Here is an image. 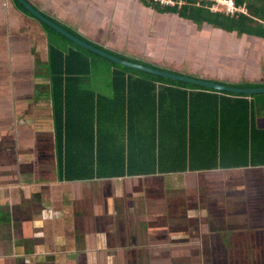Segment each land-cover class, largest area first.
Wrapping results in <instances>:
<instances>
[{"label": "crops", "instance_id": "crops-1", "mask_svg": "<svg viewBox=\"0 0 264 264\" xmlns=\"http://www.w3.org/2000/svg\"><path fill=\"white\" fill-rule=\"evenodd\" d=\"M27 1L45 17L67 26L99 48L173 70L177 61L184 62L182 72L231 86L264 83V69L250 68L255 62L251 64L245 59V51L250 52L244 50L246 35L240 40L237 34L219 32L210 38L208 28L198 32L190 20L178 22L172 16H160L143 0ZM9 16H12L10 22ZM32 16L25 14L15 0H8L6 5L0 2V23L3 22L0 25V264H129L124 251L131 244L123 231L115 242L112 228L102 224L98 230L84 229V221L79 222V219L89 211L94 197H98L95 191H99L101 202L106 203L104 210L111 215L114 208L112 197L122 195L123 183L133 177L63 181L58 178L59 162L55 171H48L45 175L38 174L35 165L30 166L28 156L34 155L30 150L40 140L44 143L43 135L55 137L57 152L54 102L48 74L50 39L42 21ZM8 28L12 31L10 35ZM14 30L19 31L12 34ZM247 36L255 43L264 42L262 38ZM211 51V58L216 61L208 58ZM258 51L260 57H264V45L261 44ZM245 64L246 68L239 66ZM261 65L264 68V63ZM213 66L215 71L211 70ZM28 117L34 118L32 124L23 121ZM261 120L264 124V118ZM8 141L12 150L4 147ZM18 163L25 166L24 170L16 168ZM51 172L55 173L48 177ZM181 174L186 186L195 187L207 185L209 179L226 176L236 184L244 179L252 188L244 189L240 194L247 193L253 198L252 203L257 205V210L263 208L264 166L190 170L162 175H165L164 182L169 183L174 175ZM105 192L110 195L109 199L104 197ZM204 200H207L206 196L200 194L194 203L200 201L201 204ZM197 203L196 206L191 205L194 212L185 214L188 224L201 212ZM45 208L53 209L51 213L55 212L58 217L46 221L50 215L46 214ZM205 208L202 206L203 210ZM40 210L42 215L37 213ZM215 223L219 224L221 220ZM205 227L200 226L194 233L177 228L161 233L158 227L154 230L155 242L164 241L171 247L184 244V247L197 249L196 246L202 242L206 245L212 242L211 237L205 234L213 233ZM253 233L257 235H252L253 244L258 245L257 249H264V225L245 228L241 246L250 241ZM131 243L138 245L136 240ZM155 257V260L160 259L157 254Z\"/></svg>", "mask_w": 264, "mask_h": 264}, {"label": "trees", "instance_id": "trees-1", "mask_svg": "<svg viewBox=\"0 0 264 264\" xmlns=\"http://www.w3.org/2000/svg\"><path fill=\"white\" fill-rule=\"evenodd\" d=\"M143 1L160 16H172L178 22L190 20L198 32L208 24L216 33L264 39V0H233L246 9L235 15L213 13L203 0H174V4L168 0ZM15 2L32 16L18 0ZM41 23L50 39L48 74L54 102L58 178L87 181L264 166V93L214 90L128 67ZM108 52L148 67L189 75L182 72L184 62L177 61L173 70ZM101 62L107 63L105 67L111 73L109 95L87 82ZM233 87H264V83Z\"/></svg>", "mask_w": 264, "mask_h": 264}, {"label": "rangeland", "instance_id": "rangeland-1", "mask_svg": "<svg viewBox=\"0 0 264 264\" xmlns=\"http://www.w3.org/2000/svg\"><path fill=\"white\" fill-rule=\"evenodd\" d=\"M0 2L4 5L8 4V0H0ZM182 2H185V0ZM242 10L246 11L244 7H242ZM11 18L12 16H9V22L11 21ZM0 25H3V22H1ZM8 30V35H10L12 32L11 28H8ZM17 31L19 30H14L12 34ZM208 34L212 36L210 38H213L216 34V30L210 28ZM242 38L243 35H238V39L242 40ZM244 42L246 43L244 50L250 51L249 53L245 51L246 61L249 60L247 62H251V64L255 62L252 66L250 65V68L258 67L260 71H263L264 68L261 64L264 63V57H260L258 49L261 44L264 45V42L258 41L255 43L253 39L247 35L244 38ZM212 54L213 52L211 51L208 58L212 61H216L215 58H211ZM100 64L101 65L98 67L96 66L94 74L88 78L87 82L98 92L111 94L112 90L109 87L111 73L106 68L108 67L107 63L101 62ZM239 66L246 68L247 64ZM213 68H215V66H213L211 70H214ZM105 83L107 85H104ZM22 119H24V117ZM41 120L44 121L43 119ZM23 121L32 124L34 118L28 117L27 120ZM18 122H20V120ZM43 139L44 143L40 140V142L38 141L39 144L36 143V145H33L30 150L34 155L28 156L30 166L35 165L37 172L40 175H45L48 171H55L58 162L55 137H46L43 135ZM4 145H6L4 147L7 150H12V145L9 141ZM20 160L23 161L22 158H20ZM16 168L21 171L24 170L25 166L18 163ZM54 173L55 172L49 173L48 177L54 175ZM164 176L165 175L162 174H155V176H142L143 178L141 179L133 177L134 179L140 180V184H136V186L134 184L137 183V181H134L133 184L125 181L123 183L124 191L126 192V190L129 189L128 194L131 193L133 198H129L130 200L127 203L121 202L124 203L123 205L118 202L115 204L112 199L113 202L111 205L112 208H114L113 211L111 210V215H108L105 212L104 209L106 203L105 201L101 202L99 191H95L98 199L94 197V200L88 207L89 211H85V214L83 213L84 216L79 219V222L84 221V229L97 228L96 230H98L102 224H105L114 231L113 234L116 236L115 242H117V236L121 237V232L123 231L125 237L131 244L129 246L130 248H127L126 251H124L128 256L127 261L129 264H137V261L139 263L141 262V264H264V250L257 249L258 245L253 244L252 242V235L253 237L257 235L254 233L250 234V241L248 240L247 243H243L244 245L241 246L242 238L244 237L243 231L245 228L249 225H253L254 227L264 225V204L262 210H257V205H254V203H252L251 206H247L243 199L238 197L231 198V196H234L235 194L240 195V192L228 191L226 194L227 199L225 200L229 203H226L224 206H222L220 201L216 198H212L211 200L210 197L209 199V202L213 201L217 206L219 204L217 210L223 212L222 216H226L221 218V223H215L216 219L210 210L205 212V210L208 209L209 204H206L203 201H201L200 204L199 201L198 203H195L200 206L201 212L198 213L197 219H194L188 224V220L185 218L186 211L194 212L191 205H195L194 200L196 198L198 199L200 195L197 196L193 191H188L187 194H184V188L179 189L176 192L171 188L168 190H162V188H160V192L159 190L157 191L159 194L158 198L155 192L150 194L149 185L153 184V182L155 185L159 184L164 188ZM133 178L131 180H133ZM147 178H151L153 181L147 180ZM178 185L179 184L177 183L176 186ZM105 193L106 195H104V197L109 199L110 195L107 192ZM161 193L164 196V201ZM32 202L33 204H36L34 200ZM202 206L206 207L205 210L202 209ZM45 209L46 214L48 213L50 215L48 219H45L47 218V216H45L44 219L46 221H51L58 217L55 212L51 213L50 210L53 209ZM37 213L42 215L43 212L40 210ZM40 215L39 217L41 218ZM158 215H160V220L154 218ZM235 215L238 217H235ZM72 218L73 217H71V220ZM71 222L73 223V220ZM205 222H207L205 224L207 227L205 228L213 233L211 235L212 242L207 245L205 242H202L200 245L196 246L197 249H191L189 246L184 247V244L171 247L169 245L166 246L164 241L163 243L155 242L157 239L154 235V230L158 227H160L161 233L166 232V230L174 231L176 228L179 231L182 230V232L187 229L189 233H194L196 229L200 228V226L202 227ZM215 224L216 226H214ZM205 236H207V234H205ZM212 238L216 239L213 240ZM135 240L138 242V245L133 246L131 241L134 242ZM215 240L217 242H215ZM156 254L160 256V259L157 258V260H155ZM83 256L84 255H82V257Z\"/></svg>", "mask_w": 264, "mask_h": 264}, {"label": "flooded vegetation", "instance_id": "flooded-vegetation-1", "mask_svg": "<svg viewBox=\"0 0 264 264\" xmlns=\"http://www.w3.org/2000/svg\"><path fill=\"white\" fill-rule=\"evenodd\" d=\"M204 26H206V28H208V29L212 28V26L208 25V24H206ZM208 29H207V31H208ZM203 30H205V29H203ZM183 176H184L183 174H181L180 176L174 175L172 177L171 181H169V183L168 182L163 183L165 189L162 186H160L159 184L155 185L153 182V184L149 185V193L151 194V193L155 192V194H157V198H158L159 194L157 191L159 190V192H160V188H162V190H168L169 188H171V189L175 190V192L179 189L184 188V192H185L184 194H187L188 191L189 192L193 191L194 194H197V196L200 194H204L206 196V199H207V200H204L205 201L204 203L209 204V207L207 210H210V212L213 214V216L216 219L215 222H217V223L220 222V220H221L220 219V217H221L220 212L217 210V207L219 206V204L216 202L218 204V206H217L213 201L209 202L210 197H211V200H212V198L218 199L220 201L221 205L224 206L226 203H229L227 200H225V199H227L226 194L228 191H233V192L240 191V193H241V191L244 189H246V191H247V189L250 190L252 188V185L251 184L247 185L245 183L244 179H240L238 184H236L235 180L231 181L232 180L231 178L226 179L223 177L215 178V179H209L208 183L210 181V182H212L211 185H214V186L207 184V185H204L205 187L204 186L203 187L202 186L195 187L193 185H188L189 186L188 187L185 185ZM147 180H152V179L147 178ZM134 181H137V183L134 184L135 186H136V184H138V185L140 184V180H138V179L128 180L126 182L133 184ZM177 183L179 184L178 186H176ZM171 186H173V187H171ZM208 187H209V190H208ZM133 188H134V186H133ZM128 193H129V191L126 190V192L124 191V193H122V195H116V196H113V197L111 196V197L115 201L116 204L118 202L119 204L123 205L124 203L129 202V200H130L129 198H133V195H131V193L130 194H128ZM161 195H162V198H164L162 193H161ZM233 197H238V198L243 199L247 206H251V204L253 202V198L248 197L247 193L245 195L244 194H240V195L235 194L234 196H231V198H233ZM230 201H231V199H230ZM121 202H124V203H121ZM186 213H187V211H186ZM235 217H238V216L235 215ZM155 218L160 220V215H158ZM217 218H219V219H217ZM206 223L207 222H205L204 225ZM214 226H216V225H214ZM260 227H263V225H260ZM207 236L211 237V234L208 233ZM260 250H264V249H260Z\"/></svg>", "mask_w": 264, "mask_h": 264}, {"label": "water", "instance_id": "water-1", "mask_svg": "<svg viewBox=\"0 0 264 264\" xmlns=\"http://www.w3.org/2000/svg\"><path fill=\"white\" fill-rule=\"evenodd\" d=\"M31 14H33L36 18L41 20L42 22L51 25L52 27L56 28L59 32L63 33L67 37H69L71 40L74 42L78 43L79 45H82L90 50H92L95 53H98L108 59L113 60L116 63L128 66V67H133L137 69H141L144 71H148L154 74L161 75L166 78H171L175 80H182L186 81L189 83H193L196 85H201L204 87H207L209 89H214V90H221V91H227L235 94H245V95H251V94H257V93H264V87H245V88H240V87H233L229 85H225L216 81H211L207 79H201L198 77H193L185 74H180V73H174L170 71H165L161 70L155 67H148L142 64L134 63L131 61H128L126 59H123L119 56H116L114 54L109 53L106 50H103L97 46H95L92 43H89L85 41L84 39L78 37L77 35L73 34L72 32L68 31L66 28L61 26L60 24L54 22L50 18L45 17L36 7H34L31 3H29L27 0H18Z\"/></svg>", "mask_w": 264, "mask_h": 264}, {"label": "built area", "instance_id": "built-area-1", "mask_svg": "<svg viewBox=\"0 0 264 264\" xmlns=\"http://www.w3.org/2000/svg\"><path fill=\"white\" fill-rule=\"evenodd\" d=\"M168 1L170 3L172 2L173 4L176 3V1H174V0H168ZM180 1L182 2L183 0H180ZM210 1H213V2L216 1V3H217L216 6L213 7L214 11L224 10L226 12V14H228V15H235L241 11H245V10H242V7H237L233 0H210Z\"/></svg>", "mask_w": 264, "mask_h": 264}, {"label": "clouds", "instance_id": "clouds-1", "mask_svg": "<svg viewBox=\"0 0 264 264\" xmlns=\"http://www.w3.org/2000/svg\"><path fill=\"white\" fill-rule=\"evenodd\" d=\"M198 1H200V3H201V1L202 0H198ZM204 2H205V4H206V7L208 8V9H210L211 10V12H213V13H226L224 10H222V11H214L213 10V7H215L216 6V1L215 2H213V1H210V0H203ZM236 5V4H235ZM237 6V5H236ZM222 7V6H221ZM237 7H239V6H237ZM241 7V6H240ZM223 8V7H222ZM202 79V78H201Z\"/></svg>", "mask_w": 264, "mask_h": 264}]
</instances>
